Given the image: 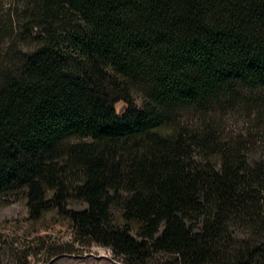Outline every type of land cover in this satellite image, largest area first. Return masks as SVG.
Wrapping results in <instances>:
<instances>
[{
  "label": "trees",
  "instance_id": "16d2710c",
  "mask_svg": "<svg viewBox=\"0 0 264 264\" xmlns=\"http://www.w3.org/2000/svg\"><path fill=\"white\" fill-rule=\"evenodd\" d=\"M8 201L126 264H264V0H0Z\"/></svg>",
  "mask_w": 264,
  "mask_h": 264
},
{
  "label": "rangeland",
  "instance_id": "374dc122",
  "mask_svg": "<svg viewBox=\"0 0 264 264\" xmlns=\"http://www.w3.org/2000/svg\"><path fill=\"white\" fill-rule=\"evenodd\" d=\"M13 19L17 20L16 17ZM4 20L9 24L12 17L4 16ZM241 116L239 113L233 115L231 111L226 117V131L242 132L246 125ZM63 222L26 237L25 234L36 226L26 219L23 202H0V264H126L108 247L93 244L88 249L83 248L73 240L70 224ZM13 241L17 247L15 254L7 252Z\"/></svg>",
  "mask_w": 264,
  "mask_h": 264
},
{
  "label": "water",
  "instance_id": "95a60500",
  "mask_svg": "<svg viewBox=\"0 0 264 264\" xmlns=\"http://www.w3.org/2000/svg\"><path fill=\"white\" fill-rule=\"evenodd\" d=\"M126 107H127V103L124 102V101H121V102H119L117 104V109H118L119 113L124 112V110L126 109Z\"/></svg>",
  "mask_w": 264,
  "mask_h": 264
}]
</instances>
